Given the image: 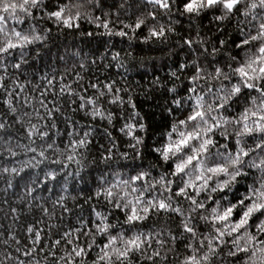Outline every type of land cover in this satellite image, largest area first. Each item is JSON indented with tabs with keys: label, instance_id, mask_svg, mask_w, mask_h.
Listing matches in <instances>:
<instances>
[{
	"label": "snow or ice",
	"instance_id": "obj_1",
	"mask_svg": "<svg viewBox=\"0 0 264 264\" xmlns=\"http://www.w3.org/2000/svg\"><path fill=\"white\" fill-rule=\"evenodd\" d=\"M54 34L103 51L37 71ZM154 50L148 144L126 74ZM0 184V264H264V0H0Z\"/></svg>",
	"mask_w": 264,
	"mask_h": 264
},
{
	"label": "trees",
	"instance_id": "obj_2",
	"mask_svg": "<svg viewBox=\"0 0 264 264\" xmlns=\"http://www.w3.org/2000/svg\"><path fill=\"white\" fill-rule=\"evenodd\" d=\"M111 2V0H109ZM82 30H94L92 26L85 24ZM99 39V38H98ZM106 39V38H105ZM174 44V40L172 42ZM77 46L82 48L85 52H91L96 48H100L103 51V48L97 43V40H87L79 37L78 35H53L49 48L50 52L44 56V63L41 65L39 62L36 63V70L43 72H52L53 68L58 71H63V62L57 61L58 55H63L65 48L71 49V46ZM117 48H126L127 45L120 43L119 40L116 41ZM147 47V46H142ZM162 47V46H158ZM138 57H142L146 63L143 67L133 68L130 72L126 74L127 84L133 90V97L137 102L138 108L143 115L146 116V121L150 125L149 135H148V144H154L161 139V133L165 131L166 121L164 117L166 113L163 111L165 99L162 90L152 91L151 81L154 77H160L161 79L167 78L169 74V69L173 67L175 57H169L165 51L154 50L151 53H135ZM156 57L154 61L150 60V57ZM49 62H51V67H49ZM138 63V61H137ZM125 75L122 70L112 68L110 73L113 78L120 80L121 75ZM73 77H69L72 79ZM79 118V117H77ZM119 137V133H114ZM97 140H100V137H97ZM103 142V141H100ZM93 151L92 155H95ZM91 158V157H90ZM74 171V166H72ZM3 185L0 184V187ZM52 187V185H49ZM70 191L72 190V185L69 186ZM91 187L90 181L88 183L79 182L75 184V193H79L81 189H85V195L87 194V188ZM55 192L60 193L59 185L55 186ZM42 195H50V193L41 192ZM29 219H31L29 217ZM23 236V232H21Z\"/></svg>",
	"mask_w": 264,
	"mask_h": 264
}]
</instances>
